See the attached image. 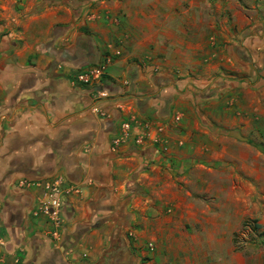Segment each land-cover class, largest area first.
<instances>
[{"label":"crops","instance_id":"obj_1","mask_svg":"<svg viewBox=\"0 0 264 264\" xmlns=\"http://www.w3.org/2000/svg\"><path fill=\"white\" fill-rule=\"evenodd\" d=\"M219 57L160 0H0V264L165 263L236 141L216 133L235 127L217 116L235 92ZM101 63L100 84L76 80ZM22 179L71 186L56 237Z\"/></svg>","mask_w":264,"mask_h":264},{"label":"rangeland","instance_id":"obj_2","mask_svg":"<svg viewBox=\"0 0 264 264\" xmlns=\"http://www.w3.org/2000/svg\"><path fill=\"white\" fill-rule=\"evenodd\" d=\"M160 9L167 26L219 46L224 74L217 76L234 80L235 92L217 116L235 127L216 126V133L230 131L236 140L222 138L229 164L208 175L202 224L183 241L176 233L162 244L163 264H264V0H160ZM156 244L148 242V251Z\"/></svg>","mask_w":264,"mask_h":264},{"label":"built area","instance_id":"obj_3","mask_svg":"<svg viewBox=\"0 0 264 264\" xmlns=\"http://www.w3.org/2000/svg\"><path fill=\"white\" fill-rule=\"evenodd\" d=\"M106 65L101 63L91 66L76 74V80L79 83L86 85L100 84L106 75ZM104 92H100V95H104ZM132 128L130 122H123L122 132L117 140H121L128 135V132ZM136 142L141 141V137L138 136L135 139ZM36 185L41 187L40 203L34 210L33 215L38 218H43L45 223L51 224V235L56 237L58 232L57 228L62 223L61 217V198L71 191V186L65 185L60 180H27L22 179L19 181V185Z\"/></svg>","mask_w":264,"mask_h":264},{"label":"trees","instance_id":"obj_4","mask_svg":"<svg viewBox=\"0 0 264 264\" xmlns=\"http://www.w3.org/2000/svg\"><path fill=\"white\" fill-rule=\"evenodd\" d=\"M247 222H248V221H247ZM247 222H246V223H247ZM252 223H253V224H252L251 227H252L254 230H256V229H258V228L260 227L259 224H257V223L255 222V220H253Z\"/></svg>","mask_w":264,"mask_h":264}]
</instances>
